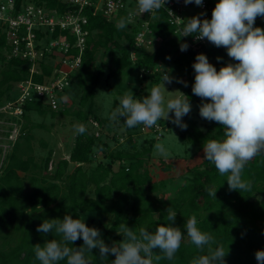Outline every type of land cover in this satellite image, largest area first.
<instances>
[{
  "label": "trees",
  "instance_id": "1",
  "mask_svg": "<svg viewBox=\"0 0 264 264\" xmlns=\"http://www.w3.org/2000/svg\"><path fill=\"white\" fill-rule=\"evenodd\" d=\"M15 1L18 7L26 2L47 7L65 6L60 0ZM86 13L89 29L87 46L81 66L70 77V82L75 81L81 88L79 108L73 113L84 126L90 120L97 122L99 135L88 131L85 126L87 131L82 135L76 134L67 156L54 161L51 149L41 156H36L32 150L33 136L30 130L47 128L44 122L31 121L30 114L43 116L48 113L54 117L67 113L68 106L63 100L62 108L57 111L41 99L26 101L19 115L0 111V119L9 122L5 136L10 134L14 125L18 128V135L10 148L3 150L0 146V264H39L33 247L55 238L51 233L36 231L45 220L63 219L65 215H71L73 219L84 220L88 227V223H96L101 239L111 246L124 239L119 230L121 223L134 231L141 227L154 231L157 226H169L166 210L170 207L176 211L171 226L183 232L187 219L195 215L200 230L211 233L217 244L228 248L224 264H257L255 253L264 251V156L256 157L244 170L243 179L252 182L251 191L230 190L227 176L219 175L214 165L203 160L201 151L207 140L221 139L223 129L211 121L203 129L189 113L182 118L187 128L179 133L180 140L188 145L185 154L169 160L159 159L152 170L147 154L151 152L155 138H145L148 146L140 150L133 134L141 126L128 129L123 124L130 150L122 148L110 152L107 134L102 133V126H113L119 120L108 117L102 120L96 112L94 101L99 79L104 75L106 80L116 77L130 65L138 70L144 69L146 73L141 76L142 80L149 78L158 83L163 75L162 71H155L158 64L170 62L177 69L193 70L195 57L203 54L214 61L219 71L221 67L236 61L227 56L225 48H217L208 41L179 52L182 42L174 35L173 26L160 11L159 16L150 23V28L161 38V42L152 50L138 49L135 61H131L130 51L134 48L137 27L126 25L120 29L119 22L108 21L100 13L90 10ZM8 52L9 47L0 29V106L16 97L15 83L29 74L28 61L7 58ZM99 54L105 57L103 62L98 60ZM51 63L52 58L47 56L41 62L44 74L50 75ZM194 76L195 73L187 87H182L190 103L201 101L191 91ZM42 78V75H33L35 81H42ZM143 87L132 93L135 99L147 95ZM119 105L120 101L114 99L112 112ZM158 123L167 128V121ZM110 138L117 140L118 134ZM192 148L199 150L196 160L193 154H187ZM97 152L102 153L105 161L99 160L93 165ZM70 163L74 166L68 171ZM216 188L214 199L208 192ZM83 213L94 216L85 220ZM82 244V240H77L73 247ZM206 251L197 249L185 234L175 259L160 260L158 264H191L195 257L206 254ZM91 255V264H111L115 259L109 255L107 260L101 261L98 249H94ZM60 264L65 262L61 261Z\"/></svg>",
  "mask_w": 264,
  "mask_h": 264
},
{
  "label": "clouds",
  "instance_id": "2",
  "mask_svg": "<svg viewBox=\"0 0 264 264\" xmlns=\"http://www.w3.org/2000/svg\"><path fill=\"white\" fill-rule=\"evenodd\" d=\"M169 0H137L136 11L155 17ZM179 2V0H177ZM185 5L194 3L200 7L203 0H183ZM173 17L174 14L168 11ZM200 15H203L201 13ZM257 17H264V0H219L211 12V19L194 16L180 29L181 37L195 36L196 40L206 39L217 48H225L227 56L236 61L221 67L219 71L208 62L205 55L195 57L194 83L192 94L202 101L199 115L206 121L215 122L223 129L221 139L207 140L203 148V160L214 165L218 174L227 176L230 190L251 191L252 182L243 179L246 166L256 157L264 156V29L254 27ZM122 18L118 27H126ZM186 43L180 45L186 51ZM219 61L220 58L218 57ZM186 82L164 73L161 83L153 86L142 99H135L132 93L120 98V105L110 116L112 120L123 119L126 128L143 126L150 129L158 126V121L169 120L181 130L187 125L182 118L191 112L189 98L183 93L167 92L166 84ZM165 93L169 98H165ZM172 94H175L174 96ZM207 100L209 102L204 103ZM172 114L171 116L169 114ZM78 135L87 129L83 124L74 125ZM157 153L167 157L162 143L155 145ZM217 188L208 194L215 199ZM169 226H157L154 231L141 227L138 231L125 223L119 225L124 239L108 246L101 239L99 229L86 226L84 220L65 215L63 219L43 221L36 229L38 233H51L55 238L37 244L34 254L39 264H91L89 257L94 249L99 250L101 261L109 255L115 257L111 264H158L160 260L173 261L184 240H188L206 254L195 257L191 264H224L228 248L217 244L215 237L201 231L195 215L184 224L185 231L171 226L176 211L167 210ZM82 240L80 247L74 242ZM257 264H264V251L255 253Z\"/></svg>",
  "mask_w": 264,
  "mask_h": 264
},
{
  "label": "built area",
  "instance_id": "3",
  "mask_svg": "<svg viewBox=\"0 0 264 264\" xmlns=\"http://www.w3.org/2000/svg\"><path fill=\"white\" fill-rule=\"evenodd\" d=\"M65 5L47 7L34 2H26L17 6L15 0H0V29L4 34L5 43L9 47L7 58L27 60L29 64L28 77L15 83L16 97L0 106V111L12 115L22 113V105L26 101L41 99L52 110L62 108L59 94L69 85L71 74L75 73L82 63V56L87 46L88 17L87 10L100 13L108 21L119 22L125 18L126 25H135L134 48L130 51V60L135 61L138 49L152 50L159 45L161 38L150 28L155 17L151 14H139L137 0H60ZM219 0H203L202 6L194 3L185 5L183 0H169L162 12L167 22L173 26V33L188 48H196L207 40H196L195 36L181 37L180 29L187 20L194 16L200 19H211V12ZM171 11L175 17L171 16ZM203 13V15H200ZM254 27L264 29V17H257ZM56 33V34H55ZM179 52H183L180 50ZM52 58L51 73L46 75L41 68L45 57ZM160 65V64H158ZM158 65L155 71H160ZM146 72L139 69L141 77ZM42 75V81H35L33 75ZM94 134L99 135L97 122L90 120ZM17 128L14 125L9 136ZM164 128L158 126L141 131L160 137ZM5 149V148H4ZM1 165V162H0Z\"/></svg>",
  "mask_w": 264,
  "mask_h": 264
},
{
  "label": "rangeland",
  "instance_id": "4",
  "mask_svg": "<svg viewBox=\"0 0 264 264\" xmlns=\"http://www.w3.org/2000/svg\"><path fill=\"white\" fill-rule=\"evenodd\" d=\"M104 56L101 54L98 55V60L104 61ZM210 64H212L216 70L217 67L214 64L213 60H208ZM160 71L164 73H169L170 76L184 81L187 83L192 82L191 76L194 73V70L191 69H177L173 66L172 63H164L158 65ZM160 82L155 83L151 81V79L142 80L139 76V70L134 66H128L120 75L110 78L108 80L105 79V75L99 79L98 90L95 97V106L96 112L99 114V117L104 120L105 118H110V114L112 112V104L114 99H118L128 93H134L139 90L140 86H144V91L148 94L150 89L153 86L160 84ZM183 85L182 83H176L175 80L171 84H166L165 89L167 92H176L179 91L183 93ZM81 94V88L75 81H71L69 85H67L64 90L59 94L62 96L64 104L68 106L67 113H59L54 117H51L48 113L41 116L35 113L30 114L31 121L34 122H44L46 124L47 129L34 128L30 130L33 138L31 139L32 150H34L35 155L41 156L46 150L51 149L53 151V159L54 161H58L62 157H66L69 150L74 144L76 133L74 131V125L82 124L73 111L79 108L78 100ZM173 96L175 94H172ZM165 98H169V94L165 93ZM204 103L209 101L204 100ZM202 101L192 102L191 104V116L196 118L200 123V126L205 129V124L208 121H204L199 115V106ZM172 115L171 113L169 114ZM167 121V128H164L162 131V135L160 137H155L152 133H146L141 131V127L138 129L136 133L133 135L137 140V148L144 149L148 146V143L145 141V138L153 136L154 142L152 144L151 152L147 154L149 163H151L150 167L154 170L156 167V163L159 159H174L175 157H180L185 154V149L188 146L185 142L181 141L179 138V133L181 129L176 125L172 124L169 120ZM9 125L8 121L4 119H0V146L8 150L11 146V142L15 140L18 135V128L13 130L11 135L5 136L6 126ZM207 125V124H206ZM88 131L94 132L95 129L90 123H85ZM90 126V127H89ZM104 127L102 133H106L107 142L109 144V151L115 152L119 149L125 148L127 151L130 150L128 148L127 141V130L123 127V119L119 121H115L114 125ZM123 127V129H122ZM117 132V133H116ZM118 134L117 140H113L110 138L112 135ZM11 140L10 142H8ZM157 143H162L168 152L167 157H162L157 153L155 145ZM124 146V147H123ZM203 153V150H201ZM200 151V152H201ZM187 154H193V158L196 160L199 155V150H194V148L190 149ZM97 157L94 159L92 164L94 165L97 161L105 159L102 156L101 152L96 153ZM1 158V157H0ZM2 159V158H1ZM74 166L73 163L69 164L68 171ZM52 170V169H51ZM176 184H180L179 181H175ZM83 219L87 220L88 218L93 217L94 215L91 213H83ZM89 227H93L99 229L96 223H88Z\"/></svg>",
  "mask_w": 264,
  "mask_h": 264
}]
</instances>
